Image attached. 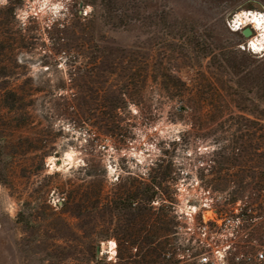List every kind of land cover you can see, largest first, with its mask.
<instances>
[{
	"label": "rangeland",
	"instance_id": "obj_1",
	"mask_svg": "<svg viewBox=\"0 0 264 264\" xmlns=\"http://www.w3.org/2000/svg\"><path fill=\"white\" fill-rule=\"evenodd\" d=\"M140 5L0 0V264H264V0Z\"/></svg>",
	"mask_w": 264,
	"mask_h": 264
},
{
	"label": "trees",
	"instance_id": "obj_2",
	"mask_svg": "<svg viewBox=\"0 0 264 264\" xmlns=\"http://www.w3.org/2000/svg\"><path fill=\"white\" fill-rule=\"evenodd\" d=\"M75 1L77 4H82L84 6L89 2H92L97 6H99L101 10L100 15L106 24L126 27L133 22L144 21L142 20L140 13V8H141L140 0H75ZM263 61L264 59L260 61L261 64H264L262 63ZM261 64H259V71L263 72L264 65ZM233 67H236V64H233ZM163 193L165 194L166 192ZM156 196H157V190H153L152 192H145V194L141 196V199L146 204H149L156 198ZM162 198L167 199V196H163ZM134 202H136L135 196L130 197L129 204L132 205ZM203 248L204 247L201 246V249Z\"/></svg>",
	"mask_w": 264,
	"mask_h": 264
},
{
	"label": "bare ground",
	"instance_id": "obj_3",
	"mask_svg": "<svg viewBox=\"0 0 264 264\" xmlns=\"http://www.w3.org/2000/svg\"><path fill=\"white\" fill-rule=\"evenodd\" d=\"M239 22H240V26L244 25V24H252L253 29L255 30H259V29H263V32H261L264 35V18L262 17V15L258 12L255 11H248V10H244L241 11L239 13ZM245 26V25H244ZM262 44L263 41L262 39L259 38V36H253L250 38V47L253 50L259 51L262 48ZM249 47V46H248ZM73 157V153L72 152H68L66 154V159L65 161L67 162H71ZM73 161V160H72ZM195 208V207H194ZM196 209V208H195ZM116 242L114 240L109 242V251L114 254L116 252Z\"/></svg>",
	"mask_w": 264,
	"mask_h": 264
},
{
	"label": "built area",
	"instance_id": "obj_4",
	"mask_svg": "<svg viewBox=\"0 0 264 264\" xmlns=\"http://www.w3.org/2000/svg\"><path fill=\"white\" fill-rule=\"evenodd\" d=\"M229 25H230V27L233 29V30H236L235 29V25H234V22H229ZM262 192H263V194H264V186H263V188H262ZM204 259L205 258H207V257H203ZM256 259H258V260H264V250H259L258 252H257V254H256Z\"/></svg>",
	"mask_w": 264,
	"mask_h": 264
},
{
	"label": "water",
	"instance_id": "obj_5",
	"mask_svg": "<svg viewBox=\"0 0 264 264\" xmlns=\"http://www.w3.org/2000/svg\"><path fill=\"white\" fill-rule=\"evenodd\" d=\"M242 32H243L244 36L250 37L253 35L254 29L251 26H246L243 28ZM99 250H101V249L99 248Z\"/></svg>",
	"mask_w": 264,
	"mask_h": 264
}]
</instances>
